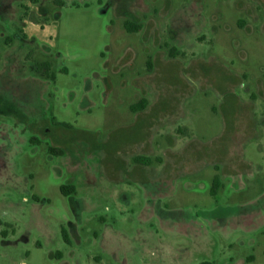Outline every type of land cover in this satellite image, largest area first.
<instances>
[{"label":"rangeland","instance_id":"1","mask_svg":"<svg viewBox=\"0 0 264 264\" xmlns=\"http://www.w3.org/2000/svg\"><path fill=\"white\" fill-rule=\"evenodd\" d=\"M204 263L264 264V0H0V264Z\"/></svg>","mask_w":264,"mask_h":264},{"label":"trees","instance_id":"2","mask_svg":"<svg viewBox=\"0 0 264 264\" xmlns=\"http://www.w3.org/2000/svg\"><path fill=\"white\" fill-rule=\"evenodd\" d=\"M125 28H126V30H127L129 33L138 32V30H139V26L136 25V24H134L133 22H126V24H125ZM50 67H51V64L48 63V62H45V63L37 64L35 68H36V70H37L39 73H43V74H46V75L49 76V70H50ZM145 107H146V104H145V102H143V103L137 105V106L135 107V110H136V111H142V110L145 109ZM51 151H52V152L60 153V152H59L58 150H56V149H51ZM135 161H136L137 163H140V164H145V165H148V164H149V161H146L144 158H141V157L136 158ZM218 179H219L218 177H216V178L214 179V187H213L214 190H217V189L219 188L220 183H219V180H218ZM70 191H71V192H75V188L72 187V186H65V187L62 188V193H63L64 195H67V196L70 195V194H71ZM64 238H65V239L67 238L66 233H64ZM204 264H210V263H204Z\"/></svg>","mask_w":264,"mask_h":264}]
</instances>
